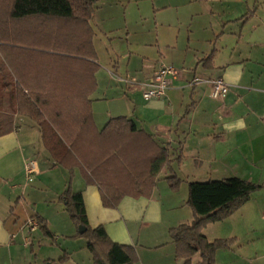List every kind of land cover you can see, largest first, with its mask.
<instances>
[{
    "label": "crops",
    "instance_id": "obj_1",
    "mask_svg": "<svg viewBox=\"0 0 264 264\" xmlns=\"http://www.w3.org/2000/svg\"><path fill=\"white\" fill-rule=\"evenodd\" d=\"M148 19L153 36L148 30L132 37L130 25ZM114 22H122L121 31ZM90 24L101 66L89 95L95 126L126 116L168 145L170 168L149 198L125 196L116 208L105 207L98 186L87 184L79 168L70 174L55 164L38 124L14 113L5 96L14 128L0 136V264H94L77 221L59 201L68 187L81 194L90 228L102 226L112 242L133 248L132 264H183L168 231L193 219L188 183L264 181V0H97ZM105 37L103 66L97 41ZM161 64L178 69V77L165 97L145 101L142 85ZM219 77L229 90L215 100L209 81ZM30 159L38 168L32 181L25 175ZM173 175L181 179L176 191L166 181ZM36 216L54 238L27 226ZM202 233L209 241L235 238L216 251V264H264V188Z\"/></svg>",
    "mask_w": 264,
    "mask_h": 264
},
{
    "label": "trees",
    "instance_id": "obj_2",
    "mask_svg": "<svg viewBox=\"0 0 264 264\" xmlns=\"http://www.w3.org/2000/svg\"><path fill=\"white\" fill-rule=\"evenodd\" d=\"M96 2L0 0V136L14 128L13 115L3 109L8 96L15 113L38 124L55 164L70 174L79 168L87 184L98 186L103 206L116 208L125 196L149 198L172 160L168 145L159 144L126 116L110 118L101 130L95 126L89 95L101 68L90 24ZM166 181L173 191L181 185L174 175ZM261 188L264 181L238 177L190 181L186 204L193 219L168 231L176 259L183 264H216V251L229 249L235 238L209 241L202 229L229 217ZM59 201L77 221V236L86 238L94 264L136 260L133 248L112 242L102 226H88L80 193L68 187ZM35 219L45 235L54 238L45 221ZM80 226L84 232H79ZM196 255L200 260L193 262Z\"/></svg>",
    "mask_w": 264,
    "mask_h": 264
},
{
    "label": "built area",
    "instance_id": "obj_3",
    "mask_svg": "<svg viewBox=\"0 0 264 264\" xmlns=\"http://www.w3.org/2000/svg\"><path fill=\"white\" fill-rule=\"evenodd\" d=\"M179 71L172 65L161 64L156 71L142 85V97L145 101L163 98L171 87L173 81L178 77ZM195 83V81L193 82ZM210 91L208 96L215 100L222 99L229 90V85L222 78L210 79ZM38 172L37 162L30 159L25 163V175L28 181ZM30 229L38 227L35 217L27 220Z\"/></svg>",
    "mask_w": 264,
    "mask_h": 264
},
{
    "label": "rangeland",
    "instance_id": "obj_4",
    "mask_svg": "<svg viewBox=\"0 0 264 264\" xmlns=\"http://www.w3.org/2000/svg\"><path fill=\"white\" fill-rule=\"evenodd\" d=\"M141 23L143 24L142 26L140 25L139 21L135 22V23H132L130 25V29L129 30H130L131 36L132 37L133 36L138 37V33L142 32V31H148V30L150 32V36H153V33L155 32V30H154V28H153V26L151 24V21H149V19H148V20H146V22H141ZM121 27H122V22H114L113 26H112V28H114V30H116V31H121L122 30ZM123 33H124V36H125L126 32L124 31ZM107 36H109V35H107ZM121 36L123 37V35H121ZM109 41H110V39H108L107 37H105V41L102 42V43L97 41V50H98V52L100 54V63H102L103 66H106L105 65L106 64V59H104L103 55L106 52L105 47H107V46L109 47L110 46L109 45ZM11 110H13V112H14V109H11Z\"/></svg>",
    "mask_w": 264,
    "mask_h": 264
},
{
    "label": "water",
    "instance_id": "obj_5",
    "mask_svg": "<svg viewBox=\"0 0 264 264\" xmlns=\"http://www.w3.org/2000/svg\"><path fill=\"white\" fill-rule=\"evenodd\" d=\"M84 231H85V228L82 227V226H80V227H79V232H84Z\"/></svg>",
    "mask_w": 264,
    "mask_h": 264
}]
</instances>
